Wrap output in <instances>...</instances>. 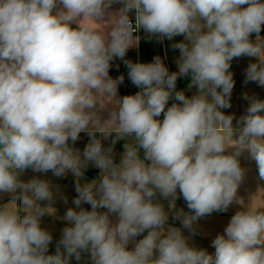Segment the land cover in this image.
<instances>
[{"label": "clouds", "instance_id": "9594fccd", "mask_svg": "<svg viewBox=\"0 0 264 264\" xmlns=\"http://www.w3.org/2000/svg\"><path fill=\"white\" fill-rule=\"evenodd\" d=\"M262 27L264 0H0V195L10 196L0 204V264H264V208L235 212L212 253L183 231L195 235L199 220L239 203L245 151L264 181V99L245 93L235 125L222 111L234 59L255 58L244 82L264 88ZM141 29L161 43L183 37L171 45L177 71L159 55L125 59ZM117 59L135 94L118 96L125 77L109 74ZM90 165L100 172L86 181ZM29 169L75 178L54 253L41 218L67 197L48 179H21ZM180 197L188 211L175 207Z\"/></svg>", "mask_w": 264, "mask_h": 264}, {"label": "crops", "instance_id": "0c3cea01", "mask_svg": "<svg viewBox=\"0 0 264 264\" xmlns=\"http://www.w3.org/2000/svg\"><path fill=\"white\" fill-rule=\"evenodd\" d=\"M120 7L119 4H114L112 9H118ZM132 19H134V13L130 14ZM82 26H90L93 28L99 27V25L94 24L91 20H85L82 22ZM137 36L139 39L138 46H133L129 48L125 59L131 60L133 62H151L153 57L159 55L166 66L169 68L170 71H177L176 66V59L179 56V51L172 49L171 45L175 42H179L183 40L182 36H177L174 40L164 39V41L157 42L155 38L149 39L145 32L141 29ZM261 37H264V27H262ZM253 39L255 38V34H253ZM256 62L255 58L252 57H241L239 59H234L232 61V65L230 71L233 73V79L235 81V85L231 94V107L228 109H222L226 115H234L235 119L233 120V124H236V119H238L242 114H244L247 106L248 101L243 99V95L247 93L249 96H257L260 99H264V88L258 87L255 83H247L245 84V70L249 63ZM117 65L119 67L117 68ZM110 76L113 78L118 77L119 75L123 74L125 79L123 84L119 86L118 89V96L122 97L124 95L135 94L139 91L128 79L127 76V69L124 66L123 61L117 59L114 60L112 63V67L110 69ZM190 78L185 77L178 79L177 81V90H186L188 87ZM195 92V89L192 91H186V95L191 96ZM110 100V98H108ZM107 102V101H105ZM172 101L169 102L171 104ZM101 115L103 118H107L108 112L102 111ZM162 119V116L160 117ZM221 131H224L221 128ZM235 138V137H234ZM89 137L85 133L80 134V139L75 144V148L79 150H83L84 146L88 143ZM124 141L120 140L114 146V153H115V161L119 163L120 156L124 151ZM226 143H233L232 141H226ZM111 144V138L107 141H104L105 147ZM142 155V152H141ZM247 152L245 151L244 154L240 157V164L242 168L247 170L246 177L244 181L240 184L237 196L238 202H233V204L229 207L228 211L223 213H213L210 216L202 218L198 221L196 228L197 234L192 235L187 230H183L186 236H190V243L197 247L206 249L209 253L214 252V249L210 246L211 241L215 238V236L219 233H222L225 226L228 224L232 215L235 212L242 210L243 207L251 208L253 210L257 208H264V181L258 180V172L256 170V166L254 161H250L247 158ZM100 170L89 166V168L85 171V180L91 181L92 179L96 178L99 175ZM34 176L48 179L51 183L55 186H58L59 192L67 197V203H65L62 199H56L53 207L49 208L50 212H53V215H45L41 218V226L49 230L53 235V242L50 245L49 252H55V244L59 240L61 236V231L64 227L67 226L66 222L62 219L65 215V211L69 207H74L72 201L77 195L75 192V178L69 173L66 177L57 178L54 177L51 172L47 174L41 173H34L30 169L26 170L23 174L21 179L27 181ZM10 201V196L7 194L0 195V204H6ZM165 209L168 210L169 201L162 200L161 201ZM82 207L87 208L90 210V205H82ZM176 208H184L185 211H188L183 198L180 197L175 201ZM115 219V218H113ZM168 223L170 225L181 227L178 221H173L170 217ZM146 235V233H145ZM142 238L138 237L137 239ZM129 247L131 248L132 245L130 244ZM72 264H76L73 260Z\"/></svg>", "mask_w": 264, "mask_h": 264}, {"label": "built area", "instance_id": "2783aa9c", "mask_svg": "<svg viewBox=\"0 0 264 264\" xmlns=\"http://www.w3.org/2000/svg\"><path fill=\"white\" fill-rule=\"evenodd\" d=\"M133 21H134V19H133ZM138 33H139V31L137 33H135V35H137Z\"/></svg>", "mask_w": 264, "mask_h": 264}]
</instances>
